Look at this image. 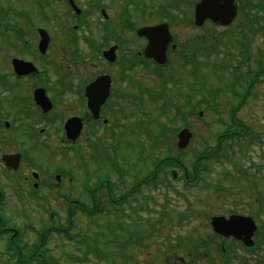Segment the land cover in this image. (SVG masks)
<instances>
[{
  "label": "flooded vegetation",
  "instance_id": "flooded-vegetation-1",
  "mask_svg": "<svg viewBox=\"0 0 264 264\" xmlns=\"http://www.w3.org/2000/svg\"><path fill=\"white\" fill-rule=\"evenodd\" d=\"M201 1L0 0V264L3 256L13 257L7 264H40L39 248L56 225L25 251V226L12 216L48 207L40 192H55L66 215L118 201L115 179L92 178L80 147L112 143L116 114L128 106L144 113L151 102L160 112L170 102L188 121L199 109L200 80L214 71L231 79L237 101L221 134L236 133L234 113L264 78V0H233L225 23L203 16L210 10ZM169 82L177 85L170 94ZM111 156L104 165L115 172ZM258 203L253 247L211 233L193 239L192 261L264 264V199Z\"/></svg>",
  "mask_w": 264,
  "mask_h": 264
},
{
  "label": "rangeland",
  "instance_id": "rangeland-1",
  "mask_svg": "<svg viewBox=\"0 0 264 264\" xmlns=\"http://www.w3.org/2000/svg\"><path fill=\"white\" fill-rule=\"evenodd\" d=\"M218 76L213 71L200 80L198 111L205 110L213 102L210 96L206 100L202 99L209 89L219 90L216 99L218 110L215 112L212 104L213 110L204 113L201 118L187 114L189 128L195 136L184 149L182 160L193 169L198 163L197 156L202 154L204 148L217 144L216 134L223 131L225 124L227 126L224 120H230L229 108L237 102L228 87L231 79L224 75L221 78ZM175 87L177 85L169 82L167 93L170 94ZM236 89L240 91L241 86ZM173 99L177 101L176 98ZM156 106L157 104L150 102L145 105L147 111L144 113L136 107L128 106L126 115L119 112L116 114L115 140L112 143L102 142L80 147L87 157V173L94 174L92 178L97 174L110 173L109 178L115 179V197H120L145 176L149 178L147 174L153 169L160 168L156 187L148 185L141 188L135 197L137 199L124 204L122 209L118 204L105 203L106 210H102L103 213L94 218H89L81 211L73 213L74 226L68 237L75 235V239L68 238L61 231L52 232L46 244L39 248L40 251L44 250L45 257L58 258L63 264H195L187 249L191 248L190 244L195 237L208 239L211 235L210 217L228 218L232 214L253 216L254 219L257 217L258 202L264 199V78L254 87L246 105L234 113L241 123L232 124L231 128L239 134L248 125L253 132L252 136L257 134L259 140L248 136L237 138L235 135L224 144V154L220 158H201L199 165L202 164L201 167L204 168L199 182H194L195 184H186L184 178H179L182 170L168 167L165 160L177 153V133H167V128H174L172 116L175 110L159 112ZM182 122L178 120L174 125ZM239 126H242L240 130ZM163 130L167 137L152 149V142L163 136ZM169 140L172 147L165 142ZM169 150L173 152L170 153ZM113 152L115 164L122 168L121 172L116 166L113 172L109 165H104V158L112 157ZM173 169L178 170L176 179L171 176ZM40 194L44 195L48 207H25L23 215L31 218L28 220L24 217L21 219L23 215L20 214L12 215L17 225L25 226L19 236L27 244L25 251L37 243L38 235L41 237L46 226L56 223L63 225L60 229L70 227L68 216L56 193L42 191ZM83 201L91 207L89 199ZM134 206H137L136 213H132ZM262 208L260 215L264 219V205ZM50 211L55 212L53 219ZM115 233L128 239L123 248L115 242ZM86 249H97L98 258L92 252L86 253ZM122 252L124 255H120ZM86 254L88 259L83 258ZM73 256L82 257L83 260H75ZM3 260V264H7L13 257L3 256Z\"/></svg>",
  "mask_w": 264,
  "mask_h": 264
},
{
  "label": "trees",
  "instance_id": "trees-1",
  "mask_svg": "<svg viewBox=\"0 0 264 264\" xmlns=\"http://www.w3.org/2000/svg\"><path fill=\"white\" fill-rule=\"evenodd\" d=\"M206 95H209L211 98H212V100H215V98H216V95H217V93H216V90L215 89H213V90H211V89H209V90H207L206 91V93L205 94H203V98L206 96ZM167 109L168 108H162V112H167ZM209 110H213L212 108H211V105H209L208 104V106L205 108V113H207ZM215 112H216V110H215ZM181 115V116H180ZM173 118H172V121H173V123L174 124H176V122L178 121V120H181V121H183L180 125H174L173 124V126H174V128H172V127H170V128H167V133L169 132V131H172L173 133H177V131L180 129V128H182L183 126H189V123L186 121V118H185V112H181V111H179L178 109H176V111H174V114H173V116H172ZM241 127L242 126H239V130L241 129ZM243 130H245L246 131V135L245 136H248V137H250V139H253V138H256L257 140H259V137H258V135L257 134H254L253 136H252V133L253 132H251V127L250 126H245L244 127V129ZM227 135H221V136H219V141L217 142V144L215 145V146H213V147H209V148H204V150H203V152H202V154H200V155H198L197 156V161H198V163H197V166H196V168L195 169H193V168H190V167H188V165L182 160L183 159V156H184V150H178L177 149V153H176V155L175 156H171V157H168L165 161H167L168 162V165H174V166H176V167H178L179 169H181V170H186L187 171V173H188V176H189V180L190 181H195L196 183L197 182H199V176H200V173H201V171L203 170V168L204 167H201L202 166V164H200L199 165V163H201L202 162V160H200L201 158H204V160H210V159H213V158H220L223 154H224V144H225V142L223 141V138H225ZM244 136V135H243ZM167 137V136H166ZM220 137H221V139H220ZM159 139L160 138H156V140H154L153 142H152V145H153V147H152V149H155V147H156V145H158L161 141H159ZM165 142H168L167 144H170V146L172 147V143L170 142V140L169 141H165ZM168 152V151H167ZM169 152L171 153V152H173V150H169ZM235 169H236V167H235ZM236 171H238V172H240V169H236ZM185 174V173H184ZM152 175L153 174H149L148 176H150L149 178H148V180L150 181V183L152 182V180H150L151 179V177H152ZM183 177L184 178H186V175H183ZM147 179V178H146ZM147 183H148V181H147ZM142 184V182H141V180L140 181H138L137 182V184L136 185H132L131 187H130V189H128L127 191H125L124 193H123V195H125L124 197H122L121 198V200L124 198V199H126V200H128L130 197H132L133 196V194H134V190L135 189H137L140 185ZM205 186H208V183H205ZM178 193V192H177ZM130 200V199H129ZM128 200V203H130L131 201H129ZM82 211H85V209L84 208H82L81 209ZM132 210H133V213L134 212H137V206H134V207H132ZM184 214H182V216H183ZM68 221H69V223H68V226H70V230L71 229H73L72 227L74 226V221H73V215L71 214V216H68ZM60 226H63V225H61L60 224ZM55 229V231H61V230H59L58 229V227H55L54 228ZM50 230H48V232H49ZM213 235L216 237L217 235L216 234H214L213 233ZM115 242H117L118 243V245H120V248H123V244H125L126 242H128V239L127 238H124V236H118L116 233H115ZM202 238V237H201ZM206 240V239H205ZM79 243H81L80 242V240L78 241ZM82 244V243H81ZM194 245H195V243L193 244L192 242H191V244H190V247L192 248V247H194ZM205 252H207L208 253V248H209V245L207 246V245H205ZM98 250L97 249H86V253H90V252H92L94 255H97L96 254V252H97ZM100 251V250H99ZM69 255H71V254H69ZM68 255V256H69ZM120 255H124V252H122V254H120ZM98 256V255H97ZM115 256H116V253H115ZM18 257V259H20V256H17ZM73 259H75V260H83V258L84 259H88V255L86 254V255H84V257L82 258V257H79V256H73L72 257ZM20 263H22V262H20ZM29 263H30V261H29ZM40 263H43V260L40 258ZM55 263L56 264H61L60 263V261H55ZM23 264H25V262L23 263ZM115 264H116V262H115Z\"/></svg>",
  "mask_w": 264,
  "mask_h": 264
},
{
  "label": "water",
  "instance_id": "water-1",
  "mask_svg": "<svg viewBox=\"0 0 264 264\" xmlns=\"http://www.w3.org/2000/svg\"><path fill=\"white\" fill-rule=\"evenodd\" d=\"M201 9H208L210 11H199L203 16L211 17L214 20H220L221 22H227L229 11H224L227 8L234 7L233 0H202L198 6ZM203 115V112H200ZM67 129L72 130L71 124H68ZM80 127L77 129V133H73V138L79 136ZM193 137V133L188 129H182L178 134V147L183 149L187 147L190 140ZM174 178L177 177V172L173 171ZM212 226L216 233L225 237H234L242 240L246 246L251 247L254 245L253 236L257 229L255 220L251 216L242 214H233L226 218L224 216H215L212 219ZM17 231L15 232V235Z\"/></svg>",
  "mask_w": 264,
  "mask_h": 264
}]
</instances>
